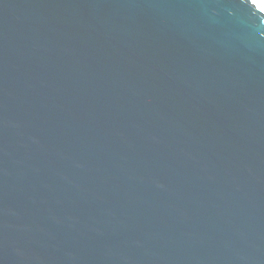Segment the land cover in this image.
I'll return each instance as SVG.
<instances>
[{"label":"water","instance_id":"1","mask_svg":"<svg viewBox=\"0 0 264 264\" xmlns=\"http://www.w3.org/2000/svg\"><path fill=\"white\" fill-rule=\"evenodd\" d=\"M0 264H264V3L0 0Z\"/></svg>","mask_w":264,"mask_h":264},{"label":"bare ground","instance_id":"2","mask_svg":"<svg viewBox=\"0 0 264 264\" xmlns=\"http://www.w3.org/2000/svg\"><path fill=\"white\" fill-rule=\"evenodd\" d=\"M260 1H262L264 3V0H260Z\"/></svg>","mask_w":264,"mask_h":264}]
</instances>
